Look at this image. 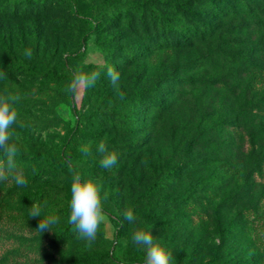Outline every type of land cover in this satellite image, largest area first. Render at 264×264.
<instances>
[{
  "label": "rangeland",
  "instance_id": "1",
  "mask_svg": "<svg viewBox=\"0 0 264 264\" xmlns=\"http://www.w3.org/2000/svg\"><path fill=\"white\" fill-rule=\"evenodd\" d=\"M184 1L0 0V95L21 97L10 142L27 180L0 182V264H143L135 227L150 228L173 264H264V101L246 90H264V0H200L203 19L223 23L191 62L175 46L183 28L204 21L183 15ZM80 66H111L119 87L102 73L73 98L65 88ZM226 97L239 117L231 124ZM226 135L258 151L261 188L252 198L226 185L225 176L242 180ZM101 141L118 154L111 169L100 166ZM70 164L96 181L104 201L90 249L67 223ZM32 204L40 219L58 218L51 232L35 231Z\"/></svg>",
  "mask_w": 264,
  "mask_h": 264
},
{
  "label": "clouds",
  "instance_id": "2",
  "mask_svg": "<svg viewBox=\"0 0 264 264\" xmlns=\"http://www.w3.org/2000/svg\"><path fill=\"white\" fill-rule=\"evenodd\" d=\"M24 55L32 58V51L26 49ZM105 73L111 84L119 87V73L108 66L86 72L83 66L72 69L70 79L65 91L73 98L79 96L82 89L94 87L101 74ZM0 73V76H3ZM123 93H121V96ZM21 99L19 95H0V182L10 178L18 186H26L27 180L23 172L17 167V156L19 147L16 143L10 142L12 138L11 129L17 124L18 113L14 107L15 103ZM84 155L90 154V148L82 145L79 149ZM97 152L101 154L100 166L104 169H111L118 162V154L110 151L106 144L101 141L97 147ZM71 176L69 215L67 223L72 226V230L77 234V239L85 241V247L91 248L97 239L100 226L105 219L104 201L101 197L100 187L93 179H82L79 171L71 164L68 167ZM41 207L32 204L29 208L31 218H38L39 223L35 231L39 233L51 232V226L58 223L55 216L41 217ZM124 219L130 225H136L138 217L131 208H126L123 212ZM131 241L144 252L143 264H173L171 253L162 245L150 228L135 227L131 235Z\"/></svg>",
  "mask_w": 264,
  "mask_h": 264
},
{
  "label": "trees",
  "instance_id": "3",
  "mask_svg": "<svg viewBox=\"0 0 264 264\" xmlns=\"http://www.w3.org/2000/svg\"><path fill=\"white\" fill-rule=\"evenodd\" d=\"M200 0H185L182 2L181 6L185 10V12H182L183 15L191 14L193 17L201 18L204 22H200L198 26H194L193 30H189L187 28H183L182 32V41H179L178 44L175 46L177 47V55L180 58H184L185 61L191 62V57L199 50L200 46L207 42V39L214 37V35L217 33L220 24H208L209 19L206 17V19H203L204 15L206 14V11L203 9H200L204 4L202 3L199 7ZM198 6V9H193L194 6ZM222 19V18H221ZM206 26H204V24ZM89 37L85 38V41L88 40ZM249 49V47L247 48ZM248 52L251 54V57L255 55L252 50H248ZM251 60V59H250ZM247 92L250 96L259 98L264 101V90L262 91H252L250 86L247 87ZM224 104L226 105V113H224L225 118L223 119L224 122L231 124L237 119H239L238 115L234 111L235 105L231 98L226 97L224 98ZM169 105L166 106V108ZM169 108V107H168ZM225 147L228 148L227 150V158L230 160V165L237 166L241 170V177L242 180L238 181L236 180V176H225V182L227 186H230L231 188L236 190V195L239 196L240 193L246 194L245 197L252 198L255 195L254 193L258 192L260 187V184L254 179V174L257 171L258 161L259 157L257 155L256 149H252L251 151H242L240 146V141L238 140V137H235L233 135H226L225 137ZM205 159V158H204ZM213 160L212 164L208 163V159L205 161L207 165L210 167H214V163L217 164L216 158H209ZM256 159V160H255ZM251 160V161H249ZM252 162L251 165H249ZM257 165V166H256ZM231 166V168H232ZM211 167V168H212ZM216 167V166H215ZM259 167V166H258ZM108 215L111 217L112 221L115 224V228L119 229L122 225V220L112 212H108Z\"/></svg>",
  "mask_w": 264,
  "mask_h": 264
}]
</instances>
